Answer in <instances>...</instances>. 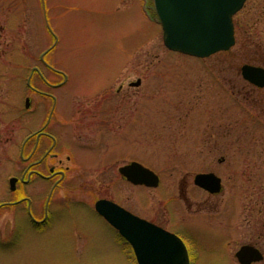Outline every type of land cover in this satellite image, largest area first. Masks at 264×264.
Segmentation results:
<instances>
[{"label": "rangeland", "instance_id": "obj_1", "mask_svg": "<svg viewBox=\"0 0 264 264\" xmlns=\"http://www.w3.org/2000/svg\"><path fill=\"white\" fill-rule=\"evenodd\" d=\"M145 6V0H0L4 84L26 93L21 76L31 66L43 68L40 58L48 50L47 59L69 77L61 94L103 92L107 84L103 77L107 81L119 74L123 83L141 78L144 88L137 91L147 90V98L144 93L142 99L148 102L147 132L133 142L129 153L156 171L166 190L208 172L200 155L209 146L200 139L210 132L223 138L218 150L213 149L212 171L251 187L257 171L264 173V127L257 128L256 94L242 78L240 67L252 61L254 52L264 55V0H247L234 17L236 45L206 59L168 50L151 0L148 11L153 18L145 14ZM180 102L184 108L176 107ZM224 132L226 137L220 135ZM5 136L0 148L6 147ZM74 154L85 161L86 153L75 150ZM221 156L227 161L222 165ZM112 161L103 157L101 163L109 168ZM235 166L243 172L237 174ZM116 176L117 190L127 191L118 172ZM68 190L69 195L80 196L78 186ZM143 193L158 200L157 190L143 192L135 186L130 200ZM11 198L9 189L0 184V204ZM244 200L243 226L249 228L257 220L256 206ZM13 211L0 207V264H134L125 244L88 208L65 211L58 216V224L42 232L30 231L25 217L21 226L14 227ZM74 219L83 226L82 232ZM203 260L202 264H216ZM222 264L235 262L227 258Z\"/></svg>", "mask_w": 264, "mask_h": 264}, {"label": "flooded vegetation", "instance_id": "obj_2", "mask_svg": "<svg viewBox=\"0 0 264 264\" xmlns=\"http://www.w3.org/2000/svg\"><path fill=\"white\" fill-rule=\"evenodd\" d=\"M145 1V14L149 17L150 0ZM48 55L49 50L40 58L43 68L31 66L21 76V79L25 77L23 81L28 87L26 93L20 92L17 86L4 84V72L0 70V139L5 134L7 140V149L0 148V184L9 189L12 196L11 201L1 203L0 207L14 209V227L21 226L27 218L30 231L42 232L58 224V216L65 211L75 206L88 208L104 228L125 244L133 263L138 264L131 245L96 210L98 201L108 200L177 237L187 251L189 264H202L205 258L209 263L222 264L229 258L240 264L237 254L244 247L262 256L260 261L251 264H264L263 170L257 171V180L251 187L243 181H229L214 173L213 149L218 150V141L223 138L210 132L200 139L209 146L200 156L204 157L201 161L204 168L209 169L203 173H214L221 179L218 191L205 189L195 180L177 182L170 190L163 187L161 178L157 187L134 185L120 174L122 167L137 162L156 173L140 157L129 153L133 142L147 132L148 102L142 100L144 93L147 98V90L137 91L144 88V80L137 78L123 83L119 82L118 74L107 77V81L102 78L107 83L103 92L98 89L84 95L61 94L69 77L47 59ZM245 64L264 68V55L258 50L252 61ZM247 83L256 94L255 120L259 130L264 127V87ZM182 106L180 102L176 107L184 108ZM212 140L215 148H212ZM4 150L8 154L5 155ZM75 150L86 153L85 161L75 156ZM223 151L227 152V148ZM118 154L121 156L116 157ZM103 157L113 159L109 168L101 163ZM221 157L222 165L227 161ZM238 167H234L235 172L240 174L243 170L241 167L237 171ZM117 172L127 191L117 190ZM76 186L80 196L69 195L68 189ZM132 186L143 192L157 190L158 200L147 197L148 193H143L136 201L130 200ZM245 197L256 206L257 220H253L249 228H244L241 214ZM73 224L81 226L77 230L83 231L79 221L74 219Z\"/></svg>", "mask_w": 264, "mask_h": 264}, {"label": "water", "instance_id": "obj_3", "mask_svg": "<svg viewBox=\"0 0 264 264\" xmlns=\"http://www.w3.org/2000/svg\"><path fill=\"white\" fill-rule=\"evenodd\" d=\"M246 1L153 0L164 45L170 51L197 58L229 51L236 44L234 16ZM241 73L247 82L264 87V68L245 64ZM120 174L134 185L157 187L160 182L155 172L137 162L122 167ZM220 181L214 173L195 176V183L210 191H218ZM96 210L132 246L138 264H189L185 247L173 234L108 200L98 201ZM237 256L240 264L262 259L248 247Z\"/></svg>", "mask_w": 264, "mask_h": 264}]
</instances>
